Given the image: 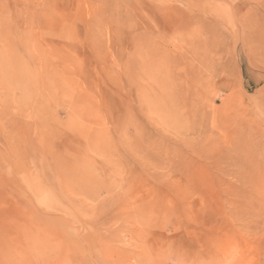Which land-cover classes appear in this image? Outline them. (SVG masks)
I'll use <instances>...</instances> for the list:
<instances>
[{
    "label": "rangeland",
    "instance_id": "obj_1",
    "mask_svg": "<svg viewBox=\"0 0 264 264\" xmlns=\"http://www.w3.org/2000/svg\"><path fill=\"white\" fill-rule=\"evenodd\" d=\"M0 264H264V0H0Z\"/></svg>",
    "mask_w": 264,
    "mask_h": 264
}]
</instances>
